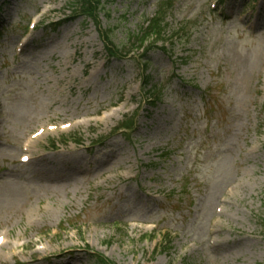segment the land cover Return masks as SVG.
Wrapping results in <instances>:
<instances>
[{"label":"rangeland","instance_id":"rangeland-1","mask_svg":"<svg viewBox=\"0 0 264 264\" xmlns=\"http://www.w3.org/2000/svg\"><path fill=\"white\" fill-rule=\"evenodd\" d=\"M75 3L0 0V264H264V0Z\"/></svg>","mask_w":264,"mask_h":264},{"label":"trees","instance_id":"trees-1","mask_svg":"<svg viewBox=\"0 0 264 264\" xmlns=\"http://www.w3.org/2000/svg\"><path fill=\"white\" fill-rule=\"evenodd\" d=\"M114 1V0H113ZM75 7L80 10L81 14L85 17H94L95 14H93V11H97V9L100 6V0H76ZM165 9L162 8L161 5H159V8L157 9V13L151 17V18H145L140 25V33L136 35H130V43L136 42L140 46H142V53H141V59H144L146 57V53L148 52L149 48L152 47L153 44H155L158 41H164V34L167 29V24L164 21L165 19ZM110 33V32H109ZM109 33L105 31L104 36V43L106 44V49L108 50V54L110 56L117 55V48L113 46V44L110 42L109 39ZM146 43L148 45L146 46ZM146 61L143 63V70L146 71L147 67ZM148 84V77H144V83H143V89H145L146 85ZM145 93L149 96L155 95L154 100H157L159 98V88H151L146 89ZM153 98V97H150ZM135 117L136 113L132 114L129 118L125 119L121 122V124L117 127L116 130L124 129V130H131L135 126ZM264 220V219H263ZM261 220V222L263 221ZM165 238V237H164ZM167 244H169V239H164ZM93 264H113L109 260L105 259L104 257L97 256L95 258V261Z\"/></svg>","mask_w":264,"mask_h":264},{"label":"bare ground","instance_id":"bare-ground-1","mask_svg":"<svg viewBox=\"0 0 264 264\" xmlns=\"http://www.w3.org/2000/svg\"><path fill=\"white\" fill-rule=\"evenodd\" d=\"M27 44V42H24V44L22 45V48H24V46ZM64 254L62 253V252H60V253H58V254H56V256L55 257H61V256H63ZM69 256H71V255H69ZM44 260H46V261H50V259H48V258H44ZM51 262V261H50Z\"/></svg>","mask_w":264,"mask_h":264}]
</instances>
